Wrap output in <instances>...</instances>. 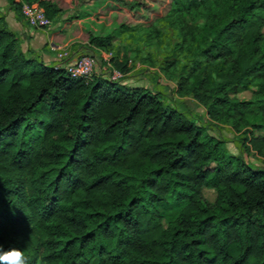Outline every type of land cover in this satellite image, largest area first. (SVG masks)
<instances>
[{
  "label": "trees",
  "instance_id": "obj_1",
  "mask_svg": "<svg viewBox=\"0 0 264 264\" xmlns=\"http://www.w3.org/2000/svg\"><path fill=\"white\" fill-rule=\"evenodd\" d=\"M64 1L140 11L151 0ZM10 2L22 22L23 2L53 23L74 16L64 17L60 0ZM163 19L188 46L177 94L192 96L201 113L104 71L71 75L23 48L0 12L5 249H22L31 264H264V165L244 154L264 156V0H166L146 26ZM130 24L81 29L86 42L74 51L112 50L115 32ZM130 59L114 52L108 70L124 72ZM251 84L248 98L229 92ZM220 124L241 133L240 152L227 148ZM203 187L214 189L213 201ZM169 199L178 209L163 226Z\"/></svg>",
  "mask_w": 264,
  "mask_h": 264
},
{
  "label": "rangeland",
  "instance_id": "obj_2",
  "mask_svg": "<svg viewBox=\"0 0 264 264\" xmlns=\"http://www.w3.org/2000/svg\"><path fill=\"white\" fill-rule=\"evenodd\" d=\"M165 1L151 0L149 6L136 11L128 8L107 9L101 5L103 2L99 1L87 2L78 6L74 2L68 3L60 0L64 6V17L70 13V15H74L72 20H56L42 28L30 25L25 16L23 17L24 22H22L16 16L14 9L10 7V0H0V12L5 14L9 26L18 33L21 46L35 49L37 55L49 63L61 60L64 56H59V53L63 51H67V55L70 57H74L80 52L83 53L80 50L86 51L85 47H80V50L78 48L77 53L74 51L77 42H86V40L80 39L79 30L81 29L91 28L95 32L101 33L111 30L122 21L131 23L130 26L117 30L112 39L113 53L116 52L120 59H123L127 54L136 61L133 63L130 59L129 66H126L124 72L120 71L121 76L119 78L122 80V84L156 87L166 102L170 100V95H172L176 97V103L180 107L193 113H201L204 111L202 104L190 95L179 96L176 90L177 73L182 62L188 59V54H186L188 46L182 43L178 31L166 19L155 20L156 28L154 31L146 26L147 22H151L155 18L157 12L162 11L165 7ZM203 13L209 16L213 14L211 11H203ZM179 43L183 47L178 50ZM104 73L109 75L110 71L106 69ZM156 74L158 75V77L156 76L157 82L153 78ZM217 78H220L219 74ZM256 88L255 84H251L239 91L234 92L230 89L229 92L239 98H248ZM220 127L226 139L227 148L234 153L240 152L241 133L237 134L234 129L226 124H220ZM253 130L254 132L262 131L261 128H254ZM244 154L249 161L264 165L263 155L256 154L253 150L244 152ZM202 193L209 201H213L215 198V191L211 187H203ZM162 206L166 218H162L161 223L166 226L167 217L173 216L178 206L171 199Z\"/></svg>",
  "mask_w": 264,
  "mask_h": 264
},
{
  "label": "built area",
  "instance_id": "obj_3",
  "mask_svg": "<svg viewBox=\"0 0 264 264\" xmlns=\"http://www.w3.org/2000/svg\"><path fill=\"white\" fill-rule=\"evenodd\" d=\"M21 9L28 23L32 26L42 28L52 22L40 7L23 2ZM67 53V51L60 52L59 56L64 57L55 62L54 65L62 66L71 75L82 78H89L96 70L106 72V69L111 65V59L114 58L113 51L105 49H99L97 53L78 54L74 57L68 56ZM107 76L110 79H117L121 76V73L118 69L113 68Z\"/></svg>",
  "mask_w": 264,
  "mask_h": 264
},
{
  "label": "clouds",
  "instance_id": "obj_4",
  "mask_svg": "<svg viewBox=\"0 0 264 264\" xmlns=\"http://www.w3.org/2000/svg\"><path fill=\"white\" fill-rule=\"evenodd\" d=\"M0 264H31V261L22 249L17 247L5 249L0 244Z\"/></svg>",
  "mask_w": 264,
  "mask_h": 264
},
{
  "label": "crops",
  "instance_id": "obj_5",
  "mask_svg": "<svg viewBox=\"0 0 264 264\" xmlns=\"http://www.w3.org/2000/svg\"><path fill=\"white\" fill-rule=\"evenodd\" d=\"M14 30V29H13ZM15 31V30H14ZM18 34V33H17Z\"/></svg>",
  "mask_w": 264,
  "mask_h": 264
}]
</instances>
